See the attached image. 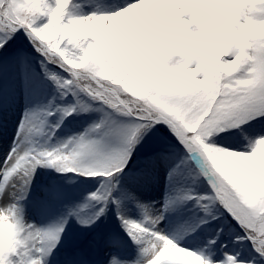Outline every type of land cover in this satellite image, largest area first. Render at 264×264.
Returning a JSON list of instances; mask_svg holds the SVG:
<instances>
[{
	"label": "snow or ice",
	"instance_id": "obj_1",
	"mask_svg": "<svg viewBox=\"0 0 264 264\" xmlns=\"http://www.w3.org/2000/svg\"><path fill=\"white\" fill-rule=\"evenodd\" d=\"M37 53L60 99L74 102L26 108L4 146L0 264H86L96 240L71 237L70 221L91 229L110 213L138 254L108 264H264V0H0V74L13 68L29 87ZM93 110L98 120L54 142L67 118ZM221 132L234 141L218 144ZM138 146L150 153L145 167L172 163L169 184L187 174L208 189L145 202L122 183ZM39 167L94 178L84 202L48 226L28 222L21 204ZM46 191L63 194L55 182ZM177 200L197 213L170 230ZM185 236L202 247L182 246ZM233 243L251 253L230 251Z\"/></svg>",
	"mask_w": 264,
	"mask_h": 264
},
{
	"label": "rangeland",
	"instance_id": "obj_2",
	"mask_svg": "<svg viewBox=\"0 0 264 264\" xmlns=\"http://www.w3.org/2000/svg\"><path fill=\"white\" fill-rule=\"evenodd\" d=\"M99 2L104 3L105 0H99ZM26 43V37L22 39L14 38L11 42L13 49L22 47ZM32 51L35 52L34 49H32ZM36 57L37 58L33 60V64L36 73L39 71L43 79L39 80V78L36 79V76H34L31 85L26 88L23 86L24 81L19 72L13 68L5 67L3 73L0 74V95L6 84L8 87L10 84L17 83L21 87L23 93L21 95L22 100H20L22 105L30 102V105L33 107L36 105L39 107H46L54 96H59L55 84L46 79L41 72L38 53L36 54ZM64 102L74 101L73 98L69 96L67 101ZM19 105L22 106L18 103L17 107ZM10 114L13 115L11 109L8 112H4L3 110L0 111V125H2V130H0V140L6 138L5 143L2 142L3 146H5V144H10L11 140L15 138L16 126L19 121V119L16 120V123L9 129L6 124ZM101 115V111L97 110L73 114L72 117H69L64 121L60 129L57 131V136L54 142L59 143L67 137L83 131L93 121L98 120ZM221 137L223 139H221ZM234 139V137L225 136L223 132L216 137L217 143L222 145L232 143ZM243 143H246V141H241V145ZM149 154L150 153L146 148L138 146V151L134 154L135 164L131 171L123 177L122 183L125 186L132 187L145 202L154 200L158 202V206H162L165 198V196L162 195L163 183L168 181L167 173L173 165L172 163H160L158 167H145ZM43 168L44 171L32 182L28 197L21 201V204L24 216L28 222L36 225L41 224L42 226H48L55 223L60 217L67 215L70 208L74 207L76 204L84 202L88 193L94 190V183L91 182L94 178L84 177L83 179H78L75 174L62 173L57 171L54 167ZM141 168H144V172L143 174L138 175ZM61 177H64V179H60ZM182 180L184 181V176L183 178L178 177L173 182L175 183V187L179 188L178 186L181 184ZM54 182L62 185L63 188V194L59 199H51L47 195V188ZM186 188L203 192L208 189V183L204 177H200L198 181H194L191 178V181H188ZM131 208L130 215L136 219H140L141 214L139 209L135 208V206H131ZM173 208L174 209H171V213H167L170 230L171 227L179 221L197 213V207L195 206L194 201L182 202L178 200ZM33 218L39 219L41 223L34 221ZM70 223L71 228L68 229V232L71 237L75 239L86 237L88 239L96 240L94 244L87 246L83 253V258L85 259L86 264H108L113 255H118L122 259H135L137 257V246L131 241V238L127 236V233L124 232L114 214L110 213L107 218L102 219L91 229H85L84 226L76 221L75 217H72ZM221 223L227 225L228 222L225 220L221 221ZM215 226L214 223L212 227L205 229L204 235H210ZM111 234H117L122 238L119 246H113L110 244L108 237ZM226 235H230V233L226 232ZM181 245L184 247L199 249L202 247V237L200 241H193L185 236L181 239ZM229 250L240 251L243 255H248L251 253V246H237L233 243L229 245ZM222 252V248H217V258H222ZM49 264H52L51 259L49 260ZM57 264H62V262L58 261Z\"/></svg>",
	"mask_w": 264,
	"mask_h": 264
},
{
	"label": "bare ground",
	"instance_id": "obj_3",
	"mask_svg": "<svg viewBox=\"0 0 264 264\" xmlns=\"http://www.w3.org/2000/svg\"><path fill=\"white\" fill-rule=\"evenodd\" d=\"M37 73H39V75L36 76V79L39 78V80H42L43 77L41 76L40 72L38 71ZM23 86L25 87V84H23ZM5 87H7V84L4 86V88L2 87L3 91L0 95V111L3 110L4 112H8L11 109V111L13 112V115H11V114L9 115L8 121L6 124V125H8V128L10 129L12 127V125H14L16 123V120H18L19 117H22L25 109L29 108V107H33V106L30 105L31 104L30 102L25 104V105L24 104L22 105L20 100H22L21 95L23 93H22L21 87L17 83L12 84V85L10 84L7 88H5ZM56 97H57V103H65L64 101H62L60 99L59 96H56ZM18 103L21 104L23 107L20 105L17 107ZM20 107H22V108H20ZM35 107H39V106L36 105ZM1 128H2V125H0V130H2ZM5 141H6V138H3L0 140V156H3V154H4V146H3L2 142L5 143ZM2 146H3V149H2ZM43 171H44V168L39 167L36 171V176L33 178V181ZM182 178H183V176H182ZM188 181H191V178H190V176L185 174L184 175V181L182 180L181 184L178 187L186 188V185H188ZM176 189H177V187H175V183L169 184V181H165V183H163V187H162V195L166 196V194H168V195L175 196ZM177 201L175 203H177ZM173 207H174V205H173ZM173 207H172V209H174ZM169 212L171 213V209ZM34 221H38L39 223H41V221H39V219H36V218L34 219ZM38 225L42 226L41 224H38Z\"/></svg>",
	"mask_w": 264,
	"mask_h": 264
}]
</instances>
